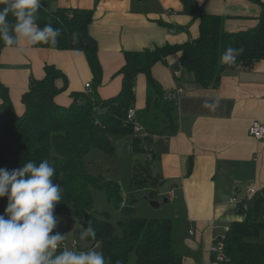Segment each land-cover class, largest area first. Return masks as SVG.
I'll return each instance as SVG.
<instances>
[{"label": "crops", "instance_id": "1", "mask_svg": "<svg viewBox=\"0 0 264 264\" xmlns=\"http://www.w3.org/2000/svg\"><path fill=\"white\" fill-rule=\"evenodd\" d=\"M197 1L205 3L208 13L221 17L227 32L255 26L261 14L254 0ZM40 4L50 10H93L88 32L97 42L102 76L97 84L79 50L31 46L18 55L15 47L24 46V41L18 40L16 46L5 47L0 53V81L8 87L19 116L25 111L22 95L32 77L43 78L45 64H53L65 76L55 80L58 88L65 85L55 96L58 104L68 106L73 93L99 101L121 91L125 51L181 44L199 35L198 22L180 13V0H40ZM179 64V53H175L152 65L150 72L159 84V95L148 85L145 73L136 75L131 107L142 128L133 131L132 137L148 150L142 154L151 162L154 182L146 184L149 198H167L174 217L188 228L191 238L183 245L187 252L174 246L182 264H219L210 254L212 241L224 235L232 222L245 218V211L232 199H243L249 186L257 189L252 203L258 204L256 219L264 223V138L256 139L248 133L252 121L264 124V59L252 67H226L219 83L207 87L194 84L192 75ZM173 89L182 93L169 99L168 110L164 111L162 98ZM217 99L215 111L204 106L205 101ZM54 214L65 215L62 220L68 249L99 251L98 245L87 238L78 241L69 236L72 231L75 236L81 235L76 233L80 225L74 215ZM252 241L264 244V227Z\"/></svg>", "mask_w": 264, "mask_h": 264}, {"label": "trees", "instance_id": "2", "mask_svg": "<svg viewBox=\"0 0 264 264\" xmlns=\"http://www.w3.org/2000/svg\"><path fill=\"white\" fill-rule=\"evenodd\" d=\"M254 1L261 8L258 23L246 30L227 32L221 17L208 13L204 2L180 0V13L198 22L197 38L154 49L125 51V65L120 71L124 76L122 89L116 96L107 99L93 101L90 96L73 93V100L68 106L58 104L55 96L65 89V85L60 89L55 80L65 76L53 64H45L43 78L30 79L28 89L22 95L25 111L19 116L14 110L8 87L0 81V168L12 170L28 161L39 164L48 160L56 170L54 174L60 177L62 188V199L56 203L54 212L74 215L80 226L87 227L90 223L96 237L87 239L98 245L110 264H128L132 252L136 255L135 264H182V256L174 247L169 219L141 217L133 205H123L117 233L108 219L99 218L94 213L92 188L103 189L108 200L117 206L121 204L122 190L116 181L91 174L85 166L84 155L90 149L111 155L110 134L132 135L133 124L126 120V114L134 101L136 75L145 73L148 85L159 95V84L150 72L154 62L179 53L182 68L192 75V82L207 87L219 83L226 67H252L264 59V2ZM36 17L39 27L51 24L60 29V35L55 46H34L83 52L93 80L98 84L102 68L97 42L88 32L93 10L61 7L50 10L40 4ZM9 19H13L11 15ZM158 23L173 27L163 21ZM5 47L0 42V53ZM228 47L243 49L234 64L221 62V54ZM162 99L164 102L160 105L167 111L168 100L165 96ZM132 146L142 153L148 151L137 137L133 138ZM146 163L143 173L147 182L151 179L149 183H153L151 162ZM143 182L133 180L136 186ZM6 204L7 198L0 197V214H3ZM257 206L252 203L245 211V218L232 222L226 230L223 239L225 258L217 261L219 264H264V244L252 241L264 227V223L256 219ZM211 257L214 258L212 254Z\"/></svg>", "mask_w": 264, "mask_h": 264}, {"label": "clouds", "instance_id": "3", "mask_svg": "<svg viewBox=\"0 0 264 264\" xmlns=\"http://www.w3.org/2000/svg\"><path fill=\"white\" fill-rule=\"evenodd\" d=\"M0 5V42L11 48L23 40V47H15L18 55L37 44H57L60 29L51 24L41 28L36 23L40 0H0ZM242 52V48L228 47L221 62L234 64ZM204 106L215 111L219 100L205 101ZM54 173L48 160L39 164L28 161L12 170L0 168V197H7L0 214V264H110L95 249H60L65 237L54 232L60 222L54 208L62 199V188L53 183ZM79 232L85 238L96 237L90 223L82 225Z\"/></svg>", "mask_w": 264, "mask_h": 264}, {"label": "rangeland", "instance_id": "4", "mask_svg": "<svg viewBox=\"0 0 264 264\" xmlns=\"http://www.w3.org/2000/svg\"><path fill=\"white\" fill-rule=\"evenodd\" d=\"M110 141L113 147L111 155L102 153L97 149H90L84 155V163L88 171L93 175H103L106 179L116 181L122 190L121 204L116 205L114 202L109 201L106 192L103 189L92 188L91 195L93 198L94 213L99 218H105L110 221L113 227L116 228V232L119 233L118 221L122 218L121 206L133 205L137 215L147 218H161L169 219L172 222V234L175 239V245L178 250L187 252L185 246V239L191 238L188 234V228L186 225L174 217V209L167 203L162 204L160 207H152L149 203L150 200H157L149 198L150 190L148 185L150 184L146 180V174L143 173L144 166H147L146 161L143 159L142 152L133 148V137L130 133H112L110 134ZM142 170V171H141ZM53 183L60 185V177L54 174ZM140 179L144 181L140 186H136L133 180ZM7 198V197H6ZM158 201H162L158 199ZM173 209V210H172ZM59 216V224L54 229V232L64 234V240L61 242L67 243L66 231L64 233L65 222L62 220L61 214ZM76 222V217H73ZM78 225H80L78 223ZM81 226H77L75 229H79ZM65 230V229H64ZM74 232V231H72ZM78 241L83 240L84 236L74 235ZM136 255L134 252L130 253L128 264H135Z\"/></svg>", "mask_w": 264, "mask_h": 264}, {"label": "built area", "instance_id": "5", "mask_svg": "<svg viewBox=\"0 0 264 264\" xmlns=\"http://www.w3.org/2000/svg\"><path fill=\"white\" fill-rule=\"evenodd\" d=\"M179 65L182 68L181 63ZM85 86L89 87L90 84L86 83ZM181 93H182V90L173 89L167 93V95L165 96V99L169 100V99L176 98ZM126 120L133 124V131L137 132L142 128L136 121V110L133 107L128 108L127 114H126ZM248 133L256 139L264 138V124H262L259 121H252L248 127ZM256 193H257V189L254 186H249L246 191V196L243 199L233 198L232 201L236 205H238L241 208V210L247 211L252 201H254ZM224 238H225V234L222 236L215 237L212 241V244L210 247V254L214 256V259L216 261H221L225 258L224 242H223ZM74 244H76L75 241H74ZM60 246L67 248L64 242H61Z\"/></svg>", "mask_w": 264, "mask_h": 264}, {"label": "water", "instance_id": "6", "mask_svg": "<svg viewBox=\"0 0 264 264\" xmlns=\"http://www.w3.org/2000/svg\"><path fill=\"white\" fill-rule=\"evenodd\" d=\"M168 199L167 198H163L161 202H159L158 200H150L149 203L152 207H160L162 204L167 203ZM77 234H79V230L76 231Z\"/></svg>", "mask_w": 264, "mask_h": 264}]
</instances>
